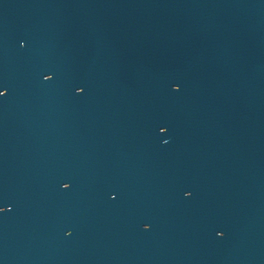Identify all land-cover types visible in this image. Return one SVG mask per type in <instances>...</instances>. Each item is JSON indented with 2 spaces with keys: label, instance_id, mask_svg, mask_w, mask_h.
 <instances>
[{
  "label": "water",
  "instance_id": "1",
  "mask_svg": "<svg viewBox=\"0 0 264 264\" xmlns=\"http://www.w3.org/2000/svg\"><path fill=\"white\" fill-rule=\"evenodd\" d=\"M0 264H264V0H0Z\"/></svg>",
  "mask_w": 264,
  "mask_h": 264
}]
</instances>
